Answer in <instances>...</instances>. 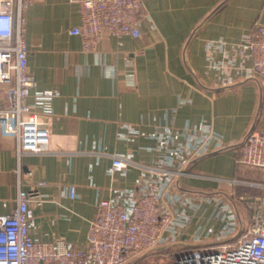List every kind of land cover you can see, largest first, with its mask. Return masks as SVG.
I'll use <instances>...</instances> for the list:
<instances>
[{
    "label": "crops",
    "instance_id": "obj_1",
    "mask_svg": "<svg viewBox=\"0 0 264 264\" xmlns=\"http://www.w3.org/2000/svg\"><path fill=\"white\" fill-rule=\"evenodd\" d=\"M143 1L147 19L140 37L106 35L89 51L79 35L69 32L81 20L69 0H32L26 8L35 89L56 93L54 112L46 117L51 143L44 152L19 157L14 135L0 124V216L17 206L19 189L38 188L42 204L33 202L29 208L34 238L81 245L98 199L123 192L132 200L141 178H161L160 211L169 220L159 246L169 247L135 264H168L182 249L226 238L239 227L227 196L181 190L176 183L181 174L173 185L166 183L159 169L170 151L176 156L171 167L184 172L181 185L230 194L241 204L244 228L252 219L246 204L264 205V169L238 162L240 146L232 147L257 115L256 128H264V78L209 90L197 82L184 58L188 43V64L201 81L222 85L208 43L223 40L229 47L242 41L257 21L264 22V0ZM212 56L224 57L218 49ZM209 129L216 138L203 154L213 153L189 158L181 146L205 137ZM115 156H129L134 164L111 175ZM234 220L238 227L233 232Z\"/></svg>",
    "mask_w": 264,
    "mask_h": 264
},
{
    "label": "built area",
    "instance_id": "obj_2",
    "mask_svg": "<svg viewBox=\"0 0 264 264\" xmlns=\"http://www.w3.org/2000/svg\"><path fill=\"white\" fill-rule=\"evenodd\" d=\"M32 0H0V124L14 135L19 157L49 149L51 131L46 117L54 112L52 90L35 89L29 70V48L24 12ZM80 13V23L69 29L82 38L83 48L92 50L104 36L140 37L147 19L143 0H69ZM223 40L208 43L211 64L221 71L223 84L241 78H264V22L257 21L242 41L226 47ZM223 52V59L212 56ZM205 137L196 136L185 146L189 158L202 155L212 130ZM139 130L133 129L131 133ZM176 156L168 153L159 174L173 185L182 169H173ZM238 162L254 169H264V128H255L239 148ZM129 156H115L111 175L133 165ZM166 178V179H167ZM170 179V181H169ZM169 181V182H168ZM161 178H141L139 193L132 200L118 192L97 201V214L90 221L87 241L69 245L59 240L46 242L30 231L31 203L42 204L38 188L19 189L17 206L0 216V264H124L139 254L159 246L169 217L160 211L163 196ZM72 198L76 186L70 187ZM251 223L234 240L182 249L172 264H264V205L255 202ZM238 227L237 220L230 226Z\"/></svg>",
    "mask_w": 264,
    "mask_h": 264
},
{
    "label": "water",
    "instance_id": "obj_3",
    "mask_svg": "<svg viewBox=\"0 0 264 264\" xmlns=\"http://www.w3.org/2000/svg\"><path fill=\"white\" fill-rule=\"evenodd\" d=\"M191 37H192V35H191ZM191 37L189 38V40L191 39ZM189 40H188V42H189ZM187 44L185 45V48H184V58H185V62L187 64L188 69L191 71V73L196 78L197 82L203 88L209 89V90H222V89H226V88L233 87L235 85H238L240 83H243V82L249 81V80L259 81V78H257V77H251V78H242L240 80H237V81H234V82H231V83H227V84L218 85V86H209V85L203 83L201 81V79L197 76V74L195 73V71L192 69V67L188 64L187 56H186ZM257 119H258V115L255 117V120H254V123H253L252 127L250 128V130L248 131V133L244 136V138L241 141H239L238 143L233 144L232 147L241 146L242 144H244L246 142V140L248 139V137L251 134V132L256 128ZM219 150H222V149H219ZM211 153H213V152H207L205 154L199 155L196 159H200V158H202V157H204L206 155H209ZM184 171L186 172L187 171V168ZM181 180H182V173H181V175L178 177V179L176 181L177 186L181 190L190 191V192H194V193L209 194V195H220V194H223V195L227 196L229 198V200L232 202V204H233V206L235 208V211H236V213L238 215V218H239V227H238V230L236 231V233H234L233 235L228 236L226 238L217 239V240H214V241H207V242L202 243L200 245L217 244V243H223V242L231 241V240L236 239L242 233V231L244 229V218H243V214L241 212V209L239 208L238 203L232 198V196L230 194H228L225 191H205V190H199V189L186 188L183 185H181ZM172 246H178V244H174ZM172 246H170V247H172ZM168 247H169V245H168ZM168 247L167 246H161V245L160 246L153 247V248H151V249H149V250H147V251L139 254L138 256L134 257L133 259L127 261L124 264H135L138 261H140V260L144 259L145 257L149 256L150 254H152L154 252H157V251H160V250H164V249H166Z\"/></svg>",
    "mask_w": 264,
    "mask_h": 264
},
{
    "label": "rangeland",
    "instance_id": "obj_4",
    "mask_svg": "<svg viewBox=\"0 0 264 264\" xmlns=\"http://www.w3.org/2000/svg\"><path fill=\"white\" fill-rule=\"evenodd\" d=\"M234 183H237L236 181H234ZM224 198V197H223ZM226 199V198H225ZM236 201V200H235ZM237 203H238V205H239V207H240V203H239V201L237 200L236 201ZM250 203L249 204H246V209H247V211H246V209H244L243 208V213H245V211L250 215V218H252V214H253V212H254V208H253V206H254V203H253V200H250L249 201ZM242 208V207H241ZM235 214H236V212H235ZM237 215V214H236ZM237 218H238V215H237ZM138 264H146V262H139ZM168 264H172V261H171V263H170V261H169V263Z\"/></svg>",
    "mask_w": 264,
    "mask_h": 264
}]
</instances>
